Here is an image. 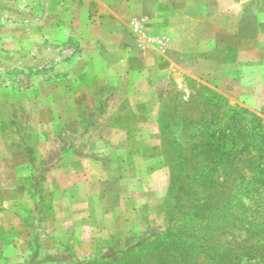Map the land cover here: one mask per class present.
I'll list each match as a JSON object with an SVG mask.
<instances>
[{
    "label": "rangeland",
    "instance_id": "1",
    "mask_svg": "<svg viewBox=\"0 0 264 264\" xmlns=\"http://www.w3.org/2000/svg\"><path fill=\"white\" fill-rule=\"evenodd\" d=\"M246 1L242 6L248 9L251 0ZM208 2L212 4L214 0ZM252 3V9L264 10V0ZM247 11L242 12L245 15ZM46 13L44 0H0V123L5 120L7 125L13 120L20 143L29 142L30 128L42 132L34 125L32 116L48 117L41 97L59 88L62 77L58 63L73 56L66 38L46 32L55 29L56 20ZM223 13L206 11V25L214 30L206 33V47L208 37L216 41L219 37L221 42L225 39L215 32L218 21L226 20L228 30L233 29L236 13L231 9ZM258 21L264 27V12ZM241 26L236 34H226L228 43H242L237 52L206 49V64H199L202 60L195 55L189 63L173 67L157 78L154 95L159 106L160 99L170 91H183L187 97V83L197 92L202 86L222 95L230 105L246 108L264 122V32L255 38L250 33L249 21L243 19ZM235 52L244 59H254L236 61ZM192 61L195 65L190 64ZM201 105L195 112L202 111ZM86 118L91 120L89 115ZM151 137L157 154H148L150 159L146 163L140 159L132 162L124 177H115L118 162L111 161V173L104 177L99 174L97 185L86 181L77 190L68 186L66 193H59L62 179L57 177H50L46 187L44 179H38L42 189L38 193L29 190L31 183L25 178L14 188L11 183L0 187V264H98L95 257L124 249L144 236H154L164 225L169 168L161 151L158 154V123L151 130ZM20 148H25L19 151L22 160L27 147ZM109 151L116 153L114 148ZM19 164L25 170L22 162ZM102 195L107 197L105 201L100 199ZM100 201L109 207L116 205V211L103 215Z\"/></svg>",
    "mask_w": 264,
    "mask_h": 264
},
{
    "label": "crops",
    "instance_id": "2",
    "mask_svg": "<svg viewBox=\"0 0 264 264\" xmlns=\"http://www.w3.org/2000/svg\"><path fill=\"white\" fill-rule=\"evenodd\" d=\"M252 1L247 9L242 6L246 0H44L46 14L56 19L54 32H46L66 38L73 56L58 63L59 88L41 97L48 117L32 116L42 132L30 128L29 142L20 143L13 120L0 123L5 129H0V187L11 183L14 188L25 178L29 190L38 193V179L46 187L50 177H57L62 179L59 193H66L68 186L77 190L86 181L97 185L99 174L111 173V161L118 162L115 177H124L132 162L146 163L148 154H157L151 137L160 110L154 82L195 55L202 60L199 64H206V49L237 52L241 42L228 43L226 34L239 32L243 19L258 38L264 32L258 21L264 10L252 9ZM210 9H231L237 18L234 30H228L226 20L218 21L215 32L225 39L208 37L206 47V33L214 32L206 25ZM236 52V61L254 59ZM20 147H27L22 160L19 151L25 148ZM112 148L116 153H110ZM102 202L103 215L116 211V205Z\"/></svg>",
    "mask_w": 264,
    "mask_h": 264
},
{
    "label": "trees",
    "instance_id": "3",
    "mask_svg": "<svg viewBox=\"0 0 264 264\" xmlns=\"http://www.w3.org/2000/svg\"><path fill=\"white\" fill-rule=\"evenodd\" d=\"M186 87L187 97L160 99L163 227L96 263L264 264V122L208 88Z\"/></svg>",
    "mask_w": 264,
    "mask_h": 264
}]
</instances>
